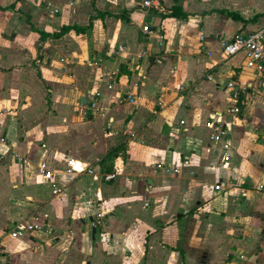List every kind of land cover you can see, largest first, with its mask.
Listing matches in <instances>:
<instances>
[{"label": "crops", "instance_id": "0c3cea01", "mask_svg": "<svg viewBox=\"0 0 264 264\" xmlns=\"http://www.w3.org/2000/svg\"><path fill=\"white\" fill-rule=\"evenodd\" d=\"M143 1L0 0V264H264V72L222 53L264 28V0ZM210 119L230 129L227 163ZM69 158L86 170L55 193L40 165ZM26 222L54 234L11 235Z\"/></svg>", "mask_w": 264, "mask_h": 264}, {"label": "built area", "instance_id": "2783aa9c", "mask_svg": "<svg viewBox=\"0 0 264 264\" xmlns=\"http://www.w3.org/2000/svg\"><path fill=\"white\" fill-rule=\"evenodd\" d=\"M143 5L147 8H161L158 0H144ZM48 7L51 8L52 12L59 11V9L55 7L54 4L51 2H48ZM143 31L144 33H150V25L145 24L143 26ZM203 38L204 34L202 33L201 39ZM111 51L114 54H121L123 51H125V47L123 45H120L117 48H113ZM222 53L225 57H233L237 54H243L245 59V65L247 68L255 72H264V28L258 29L248 34L239 33L236 34L230 40L222 41ZM145 54L146 52H143L141 55L143 56ZM137 85V83L134 84V86ZM234 86V83L229 84V87L232 90L231 99L236 102V104L232 105L229 111L233 113H239L240 107L237 105V101L239 99L240 93L238 90L235 89ZM109 87H112V85H109ZM87 100L89 109L93 116L103 117L107 119L109 118L108 111L102 105V90L100 88L90 90L87 94ZM125 100L129 103L137 104V95L133 89H129L126 92ZM159 104L162 105L163 103L160 101ZM3 113L4 112H1V114ZM206 127L210 129L208 135L209 141L213 143H219L221 145L220 154L222 161H224L225 163L229 162L232 158V147L231 143L226 138L227 135L230 133L228 125L223 121H214L210 119L206 122ZM128 132L132 133V131L130 130ZM1 141H4V138H2ZM78 163L79 162L76 159L69 158L67 160L66 167L59 172L52 171L51 169H49L46 162H42L40 167L44 174V178L47 181H52V188L54 192L59 193L60 188L55 182V180L58 179L57 176H59L63 172L69 175V179L72 180L75 174L86 170L84 166L79 169L77 167ZM184 164H189V160L186 159L184 161ZM156 168L167 174H178L181 172L180 164L173 165L160 161L156 163ZM88 171L90 173L94 172L92 169H89ZM113 177L114 175H105L106 179H112ZM220 187V185L215 186L216 189H219ZM262 188L264 189V186H262ZM29 233H36L37 236L42 237L45 235L54 234V228L46 222H26L19 224L17 227L11 230V235L14 237L24 236L25 234Z\"/></svg>", "mask_w": 264, "mask_h": 264}, {"label": "trees", "instance_id": "16d2710c", "mask_svg": "<svg viewBox=\"0 0 264 264\" xmlns=\"http://www.w3.org/2000/svg\"><path fill=\"white\" fill-rule=\"evenodd\" d=\"M229 14H230L232 17L236 18V19H240V18H241L240 15H239L238 13L229 12ZM71 28H72V27H67V26H66V27H64V28L62 29V32H66V31L70 30ZM123 149H124V146H123V145H122V146H118V147L112 149V150L108 153V155L105 157V159H106V160H109V159H113V158L117 157V156L122 152Z\"/></svg>", "mask_w": 264, "mask_h": 264}]
</instances>
